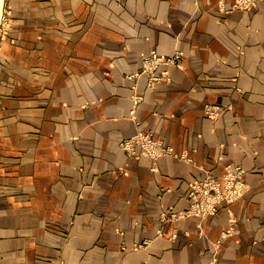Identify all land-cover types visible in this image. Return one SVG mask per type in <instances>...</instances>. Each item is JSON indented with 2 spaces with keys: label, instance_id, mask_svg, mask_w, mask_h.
<instances>
[{
  "label": "crops",
  "instance_id": "0c3cea01",
  "mask_svg": "<svg viewBox=\"0 0 264 264\" xmlns=\"http://www.w3.org/2000/svg\"><path fill=\"white\" fill-rule=\"evenodd\" d=\"M233 2L3 0L0 264H264V0ZM152 49L182 65L134 87ZM138 130L192 159L129 155ZM227 164L241 198L161 219Z\"/></svg>",
  "mask_w": 264,
  "mask_h": 264
},
{
  "label": "built area",
  "instance_id": "2783aa9c",
  "mask_svg": "<svg viewBox=\"0 0 264 264\" xmlns=\"http://www.w3.org/2000/svg\"><path fill=\"white\" fill-rule=\"evenodd\" d=\"M259 0H234L232 6L237 9H249L257 4ZM183 53L181 51L172 55L160 54L152 49L143 54L142 67L140 71L132 72L128 75L135 82L141 74L148 75V85L168 79V69L161 68L168 65H182ZM134 103L137 104L142 95L134 92ZM222 107L219 104H208L205 113L212 118H216L221 113ZM122 147L129 155L141 156L143 154L157 159L164 155H173L185 160L192 158L187 151H176L173 146L167 144L163 139L156 138L149 132L138 130L129 137L121 141ZM245 169L241 165L227 164L224 172L220 176L206 172L203 178L193 181L190 184L188 195L190 204L187 208L174 210L168 208L161 212L162 220H179L189 216L205 218L218 211L222 202L232 203L241 198L248 190V183L244 179ZM233 219L230 228L224 231V235H229L235 230ZM143 243L137 247L142 246Z\"/></svg>",
  "mask_w": 264,
  "mask_h": 264
},
{
  "label": "rangeland",
  "instance_id": "374dc122",
  "mask_svg": "<svg viewBox=\"0 0 264 264\" xmlns=\"http://www.w3.org/2000/svg\"><path fill=\"white\" fill-rule=\"evenodd\" d=\"M4 6H3V0H0V39L4 32L6 23V17H4Z\"/></svg>",
  "mask_w": 264,
  "mask_h": 264
}]
</instances>
